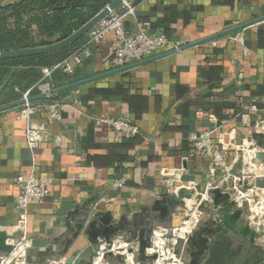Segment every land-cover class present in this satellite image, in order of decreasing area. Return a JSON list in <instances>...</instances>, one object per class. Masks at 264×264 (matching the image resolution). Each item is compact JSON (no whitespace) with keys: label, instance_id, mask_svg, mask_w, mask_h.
I'll list each match as a JSON object with an SVG mask.
<instances>
[{"label":"crops","instance_id":"crops-1","mask_svg":"<svg viewBox=\"0 0 264 264\" xmlns=\"http://www.w3.org/2000/svg\"><path fill=\"white\" fill-rule=\"evenodd\" d=\"M19 1L0 0V6ZM134 8L124 21L127 35L148 24V35L162 30L169 40L191 46L174 53L163 48L114 72L115 45L112 34L106 35L88 49L86 64L75 71L78 80L70 84L99 78L54 94L65 105L59 123L43 111L35 116L45 141L34 151L27 147L19 108L0 112V230L17 236V177L52 180L44 203L28 209L29 264H48L62 252L65 219L76 207L119 219L148 210L158 194H173L181 183L210 181L209 157L190 146L189 133H210L218 149L220 141L247 138L264 146V0H135ZM236 33L242 46L227 39ZM31 97L41 100L35 88ZM251 106L258 111L248 113ZM100 116L128 117L140 135L124 139L109 127H95L93 119ZM224 155L231 161L234 152ZM120 177L125 186L113 188ZM179 221L176 214L162 224ZM92 252L79 236L64 255L88 261Z\"/></svg>","mask_w":264,"mask_h":264},{"label":"built area","instance_id":"built-area-1","mask_svg":"<svg viewBox=\"0 0 264 264\" xmlns=\"http://www.w3.org/2000/svg\"><path fill=\"white\" fill-rule=\"evenodd\" d=\"M134 2L135 0H124L117 10L111 12L88 32L82 49L51 68L42 69L41 81L22 94L20 101H23V104L18 107V119L26 122L25 139L30 151L36 150L45 141L42 125L35 122V116L43 111L47 119L53 123H59L62 118L65 105L54 99L53 91L55 89L50 84L52 73L61 70L66 74H73L74 69L89 57L88 49L100 43L106 35L112 34L113 36L115 48L111 64L114 68L151 58L163 48H167L170 52H180L187 46L169 40L162 30L148 35L146 33L149 28L148 24H139L136 34L127 35L124 30V21L127 17L134 15ZM227 39L243 45L241 33L228 36ZM34 88L41 96V101L38 103L30 100L32 98L31 91ZM257 111L256 106H251L247 110L248 113ZM93 125L109 127L124 139L140 135L139 128L124 116H100L93 119ZM260 125L264 128V122ZM187 141L196 152L209 157L213 171L211 179L204 185L195 182L181 183L179 186L173 187L172 193L176 195L179 190H185L201 195L202 193L196 190V187L200 186L205 191L203 194L205 198L202 196L200 199L193 198L194 200H189L194 201L189 206L182 199L183 205L176 213L180 217L178 224H156L151 232L149 245L143 252L144 262L138 260L136 242L128 240L125 235H116L110 238L109 243L99 241L96 246H93V252L88 261L79 259V256L75 255L74 264H183L176 252L178 243L184 240L202 219L204 213L201 208L212 206L210 197L206 195L207 191L211 189H218L222 194L228 195L238 209H242L245 205L248 212L260 217L258 222V226H260L261 219L264 218V186H260L258 183L264 180V146L258 145L252 138H247L239 144L220 141L222 149H218L211 140L210 133L198 134L195 132L188 134ZM226 152H234L231 161L226 159L224 155ZM237 165L238 170L236 169ZM16 180L19 187L14 207L18 217L15 229L17 236L10 241L7 240V243L12 246V250L8 254L0 253V264H29L28 257L32 248V240L26 236L28 209L31 206L44 203L48 195V187L52 183L48 177L39 178L32 174L27 177L19 176ZM125 184L126 179L120 177L113 182V188L121 189ZM253 220L254 218L251 221ZM48 264H66V258H55Z\"/></svg>","mask_w":264,"mask_h":264},{"label":"water","instance_id":"water-1","mask_svg":"<svg viewBox=\"0 0 264 264\" xmlns=\"http://www.w3.org/2000/svg\"><path fill=\"white\" fill-rule=\"evenodd\" d=\"M124 0H112L107 4L99 13H97L93 18L81 26L77 31H75L68 38L44 47H36L30 49H21L13 51H0L1 59H16L29 56H36L42 54L53 53L62 49H65L76 42L78 39L86 35L98 22L107 17L111 12L117 10ZM247 25H243L232 29L229 32L236 31L240 28H244ZM196 43L195 45H197ZM187 45L184 49L190 47ZM171 51L170 53H174ZM130 66H124L119 68L117 71H122ZM99 77H93L85 81L73 83L58 89H55L53 93L58 96L62 91L75 88L83 83L90 82ZM32 100V99H30ZM23 104V101L16 102L11 105L0 108V112L12 108L19 107ZM196 190L202 194L205 193L200 186L196 187ZM192 192H187L185 190H179L176 195L171 193L162 192L153 201L152 205L148 210H142L138 213L125 214L119 219L114 218L111 212H100L83 207L79 209L76 207L70 215L65 219L66 232L64 236L66 241L62 243L64 249L61 253L56 255L57 258L65 257L66 251L70 248L72 243L79 237L83 236L87 239L89 246H96L99 241H104L106 243L110 242V238L116 235H125L128 239H136L139 243L138 250V260L143 262L145 257L143 255L145 247L149 245L150 235L154 228V225L160 223H165L171 220L172 216L177 213L183 203L182 199H189ZM207 196L211 199V205L216 210L218 214H221L222 224L227 226H236L238 223L241 211L235 207L234 203L229 202V196L222 194L218 189H211L207 191ZM198 199L201 196L197 197ZM239 231L246 236L250 235V238L257 237V234L251 232L247 225L244 227H239ZM14 235V234H13ZM13 235L0 230V253L8 254L12 250V246L7 243V240L12 239ZM66 264H74L75 255L71 257H65ZM81 263H84L81 261Z\"/></svg>","mask_w":264,"mask_h":264},{"label":"trees","instance_id":"trees-1","mask_svg":"<svg viewBox=\"0 0 264 264\" xmlns=\"http://www.w3.org/2000/svg\"><path fill=\"white\" fill-rule=\"evenodd\" d=\"M111 1L20 0L17 3L2 5L0 6V51L44 47L43 44H35L28 40L30 32L32 33V25L35 26L36 32L34 33L44 34L45 37H51L53 32L61 30L64 32L61 38L63 40L69 37L68 33H73L86 22L87 15H96ZM35 9L38 11L36 20L35 18L29 19V17L26 19L27 12ZM10 18L13 19L11 25L8 21ZM83 38L81 37L69 47L75 44L76 46L81 45L80 41ZM69 47L49 54L1 59L0 106L19 102L27 88L41 81V69L51 68L62 62ZM85 64L86 62L83 61L81 66H78L80 68L76 67L71 75L61 70L54 71L50 79L51 86L58 88L76 82L78 79L75 74ZM213 246L210 252L217 250L216 246Z\"/></svg>","mask_w":264,"mask_h":264},{"label":"rangeland","instance_id":"rangeland-1","mask_svg":"<svg viewBox=\"0 0 264 264\" xmlns=\"http://www.w3.org/2000/svg\"><path fill=\"white\" fill-rule=\"evenodd\" d=\"M37 13L38 11L36 9L28 11L25 18H35L36 20L38 17ZM88 14L90 13L88 12ZM94 16L95 15H87L88 18L86 22ZM8 21L11 25L13 19L10 18ZM32 28V33L30 32L28 40L35 44H43L42 46L58 43L62 41L61 38L64 36V32L56 30L52 33L51 37H45L44 34L34 33V31L36 32L35 26L32 25ZM73 33L68 34L71 36ZM80 46V44L77 46L75 44L69 47L63 60L73 55ZM258 184L264 186V180H261ZM197 197L198 196H192L189 199L183 200H185L189 206L190 203L194 202L189 200H194L193 198L198 199ZM229 202L232 203V200L229 199ZM201 209L204 213L202 219L184 240L178 243L176 249L183 264H264V218L261 219L262 223L258 226L260 217L256 216L254 213L248 212L247 207L244 205L242 209H239L241 214L236 226H227L222 224L221 214H218L212 206H204ZM252 218H254L253 221H251ZM246 225L251 232L258 234L257 237L250 238V235L247 234L244 236L239 231V227H244ZM155 226L156 225H154V227ZM128 240L136 242L137 249L139 250V243L136 239ZM213 245L216 246L215 248H217V250L210 252Z\"/></svg>","mask_w":264,"mask_h":264},{"label":"bare ground","instance_id":"bare-ground-1","mask_svg":"<svg viewBox=\"0 0 264 264\" xmlns=\"http://www.w3.org/2000/svg\"><path fill=\"white\" fill-rule=\"evenodd\" d=\"M197 194L192 193L191 196H196ZM205 196V195H204ZM10 235H12V233H9ZM258 235V234H257Z\"/></svg>","mask_w":264,"mask_h":264}]
</instances>
